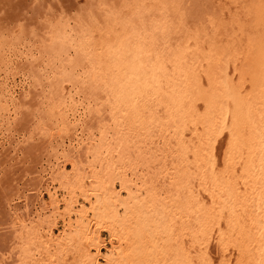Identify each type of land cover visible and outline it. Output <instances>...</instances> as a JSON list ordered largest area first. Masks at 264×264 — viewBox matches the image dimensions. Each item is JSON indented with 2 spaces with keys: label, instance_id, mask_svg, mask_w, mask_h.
Returning <instances> with one entry per match:
<instances>
[{
  "label": "bare ground",
  "instance_id": "6f19581e",
  "mask_svg": "<svg viewBox=\"0 0 264 264\" xmlns=\"http://www.w3.org/2000/svg\"><path fill=\"white\" fill-rule=\"evenodd\" d=\"M0 264H264V0H0Z\"/></svg>",
  "mask_w": 264,
  "mask_h": 264
},
{
  "label": "rangeland",
  "instance_id": "374dc122",
  "mask_svg": "<svg viewBox=\"0 0 264 264\" xmlns=\"http://www.w3.org/2000/svg\"><path fill=\"white\" fill-rule=\"evenodd\" d=\"M17 73V72H16ZM12 76V75H11ZM20 75H18V77L17 78H15V80H16V82L20 85L21 84V81H22V79H21V76L19 77ZM101 235H102V238L104 239V240H108L109 238V235H108V233H106L105 231H102L101 232ZM108 246H110L109 244H108ZM111 247V246H110ZM105 247L103 246L102 248H101V250L103 251V252H105Z\"/></svg>",
  "mask_w": 264,
  "mask_h": 264
},
{
  "label": "snow or ice",
  "instance_id": "6c2138e0",
  "mask_svg": "<svg viewBox=\"0 0 264 264\" xmlns=\"http://www.w3.org/2000/svg\"><path fill=\"white\" fill-rule=\"evenodd\" d=\"M100 23H102V20L101 21H99Z\"/></svg>",
  "mask_w": 264,
  "mask_h": 264
}]
</instances>
